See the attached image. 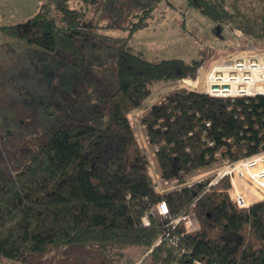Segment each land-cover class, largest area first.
Masks as SVG:
<instances>
[{
  "label": "trees",
  "instance_id": "obj_1",
  "mask_svg": "<svg viewBox=\"0 0 264 264\" xmlns=\"http://www.w3.org/2000/svg\"><path fill=\"white\" fill-rule=\"evenodd\" d=\"M259 2L249 7L239 0H186L211 21L217 38L234 29L245 46L264 44V0ZM84 15L68 0L44 1L32 17L2 25L0 32L28 47L84 61L79 39L94 27ZM134 25L139 30L149 23L142 18ZM206 61L156 62L129 45L119 47L113 90L95 111L101 124L51 127L15 172L0 161V258L24 261L78 245L101 250V264H109L120 261L126 247L138 246L147 264H264V200L237 205L229 176L215 183L213 177L184 182L215 162L264 150V95L225 98L177 89L146 109L141 122L161 178L178 184L165 190L154 183L129 118L155 85L193 80ZM161 200L168 203L167 217L151 214ZM185 212L194 213L199 228L171 225L175 238L169 240L167 223ZM146 213L149 224L143 223Z\"/></svg>",
  "mask_w": 264,
  "mask_h": 264
},
{
  "label": "rangeland",
  "instance_id": "obj_2",
  "mask_svg": "<svg viewBox=\"0 0 264 264\" xmlns=\"http://www.w3.org/2000/svg\"><path fill=\"white\" fill-rule=\"evenodd\" d=\"M44 1L53 5L59 0ZM84 1L68 0L71 7L85 10L84 21L94 26L87 37L79 39L86 53L84 61H74L60 50L51 52L28 47L0 32V161L9 172H15L29 160L30 149L45 141L51 127L81 121L101 124L95 111L106 105L113 90L118 48L129 45L146 59L156 62L174 57L186 61L201 57L207 60L193 80L187 78L155 85L151 97L131 115L158 189L178 185L176 182L165 184L161 178L154 148L148 143L141 122L143 112L171 91H202L208 69L220 62L221 52L225 49L237 56L253 52L264 56V44L245 46L241 33L229 28L223 32L222 38H217L211 21L188 6L186 0ZM239 2L249 7L260 4L259 0ZM37 3L38 0H0V26L32 17L37 12ZM150 10L151 16L148 17ZM142 18L149 25L134 29V23ZM261 162L251 168L239 166L232 174L236 185L252 202L264 200V176L252 175L263 168ZM223 163L218 161L186 175L184 182L214 177L225 170L227 165ZM261 174L264 175H258ZM124 252L120 261L109 264L148 263L141 258L142 250L138 246H128ZM103 260L99 249L66 245L24 261L2 257L0 264H84V261L85 264H101Z\"/></svg>",
  "mask_w": 264,
  "mask_h": 264
},
{
  "label": "built area",
  "instance_id": "obj_3",
  "mask_svg": "<svg viewBox=\"0 0 264 264\" xmlns=\"http://www.w3.org/2000/svg\"><path fill=\"white\" fill-rule=\"evenodd\" d=\"M229 52L225 49L224 52H221V56L223 57L220 62L217 65L214 64V66L210 69L207 68L208 72L205 79L206 85L202 86L203 90L201 92L210 94L212 96L225 98L264 95V56L253 54L254 52L252 54L237 56L236 53ZM258 161H262L261 164L263 168L252 175L263 177V174H258L264 173V150L254 155L240 158L236 161H224V166L227 165L225 170H222L216 174L213 177L211 183L217 182L224 176H229L232 199L237 205L241 207L247 206L252 201H250V199H248L240 190L238 185H236L232 174L236 172L235 170L239 166L245 165L251 168L252 166L256 165ZM242 173L243 172L241 171L240 174ZM241 177L244 176L241 175ZM164 183L168 184V182ZM174 186L176 185L168 186L165 189H169ZM151 214L165 217L169 216L170 210L168 203L165 200H161L156 205V208L151 211ZM143 223H150L149 213L144 215ZM179 223H183L187 231H194L199 228V222L197 221L193 212L182 213L172 218L170 222L167 223L168 230L164 234L170 238L169 240H174L175 238L174 236L172 237L169 226H176ZM160 241L161 238L157 241V243Z\"/></svg>",
  "mask_w": 264,
  "mask_h": 264
},
{
  "label": "crops",
  "instance_id": "obj_4",
  "mask_svg": "<svg viewBox=\"0 0 264 264\" xmlns=\"http://www.w3.org/2000/svg\"><path fill=\"white\" fill-rule=\"evenodd\" d=\"M6 2H8V0H5ZM18 1V0H17ZM44 2V0H38V3H37V9H36V11H38L39 10V8H40V6H41V4ZM35 11V12H36ZM2 25V24H1ZM170 83V82H169ZM152 94H153V92H152ZM151 94V95H152ZM151 95L146 99V101L151 97ZM159 98V97H158ZM164 98V97H163ZM162 100V99H161ZM145 101V102H146ZM145 102H144V104H145ZM139 108H136V109H134L133 111H131L130 113H129V118H130V120H131V115H132V113H134V112H136L137 110H138ZM144 113V112H143ZM132 123V122H131Z\"/></svg>",
  "mask_w": 264,
  "mask_h": 264
}]
</instances>
